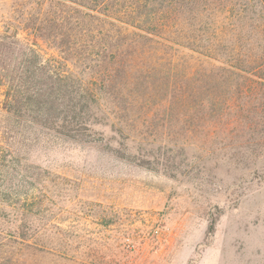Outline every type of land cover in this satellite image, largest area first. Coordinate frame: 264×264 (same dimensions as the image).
Listing matches in <instances>:
<instances>
[{
  "label": "trees",
  "instance_id": "trees-1",
  "mask_svg": "<svg viewBox=\"0 0 264 264\" xmlns=\"http://www.w3.org/2000/svg\"><path fill=\"white\" fill-rule=\"evenodd\" d=\"M15 15L0 32V264L49 253L53 171L31 160L71 147L125 158L141 127L191 111L264 124V0H24Z\"/></svg>",
  "mask_w": 264,
  "mask_h": 264
},
{
  "label": "rangeland",
  "instance_id": "rangeland-1",
  "mask_svg": "<svg viewBox=\"0 0 264 264\" xmlns=\"http://www.w3.org/2000/svg\"><path fill=\"white\" fill-rule=\"evenodd\" d=\"M22 2L0 0V32ZM238 114L232 124L174 114L141 127L125 158L71 147L31 160L56 181L40 233L49 253L28 264H264V124Z\"/></svg>",
  "mask_w": 264,
  "mask_h": 264
}]
</instances>
